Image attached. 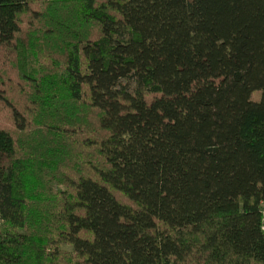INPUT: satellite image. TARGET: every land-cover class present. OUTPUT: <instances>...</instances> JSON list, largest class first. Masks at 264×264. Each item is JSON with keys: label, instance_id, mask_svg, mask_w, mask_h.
Returning a JSON list of instances; mask_svg holds the SVG:
<instances>
[{"label": "trees", "instance_id": "obj_1", "mask_svg": "<svg viewBox=\"0 0 264 264\" xmlns=\"http://www.w3.org/2000/svg\"><path fill=\"white\" fill-rule=\"evenodd\" d=\"M263 201L264 0H0V264H264Z\"/></svg>", "mask_w": 264, "mask_h": 264}, {"label": "built area", "instance_id": "obj_2", "mask_svg": "<svg viewBox=\"0 0 264 264\" xmlns=\"http://www.w3.org/2000/svg\"><path fill=\"white\" fill-rule=\"evenodd\" d=\"M262 214H263V217H262V229L264 230V201L262 202Z\"/></svg>", "mask_w": 264, "mask_h": 264}, {"label": "rangeland", "instance_id": "obj_3", "mask_svg": "<svg viewBox=\"0 0 264 264\" xmlns=\"http://www.w3.org/2000/svg\"><path fill=\"white\" fill-rule=\"evenodd\" d=\"M63 247L66 248V249H72V247L69 246V245H64Z\"/></svg>", "mask_w": 264, "mask_h": 264}]
</instances>
